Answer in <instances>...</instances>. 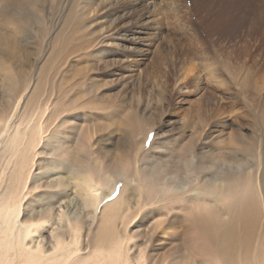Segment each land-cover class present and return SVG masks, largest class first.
Segmentation results:
<instances>
[{
	"label": "rangeland",
	"instance_id": "1",
	"mask_svg": "<svg viewBox=\"0 0 264 264\" xmlns=\"http://www.w3.org/2000/svg\"><path fill=\"white\" fill-rule=\"evenodd\" d=\"M204 1L0 0V125L13 115L8 129L33 125L35 142L6 145L0 195L24 194L23 219L51 202L76 218L88 185L108 192L115 171L130 176L80 237L83 260L117 242L133 262L145 248L149 264H226L227 250L235 264H264V0H253L254 34ZM192 140L212 157L194 186L182 154ZM136 195L125 216L122 198ZM56 208L35 236L46 247ZM205 223L233 224L235 247Z\"/></svg>",
	"mask_w": 264,
	"mask_h": 264
},
{
	"label": "bare ground",
	"instance_id": "2",
	"mask_svg": "<svg viewBox=\"0 0 264 264\" xmlns=\"http://www.w3.org/2000/svg\"><path fill=\"white\" fill-rule=\"evenodd\" d=\"M207 1L208 2L204 1V3L215 6L217 12L220 13L219 10L221 11L223 10L224 13H227V14L232 15V13H234L233 14L234 17H237V18L239 17L242 19V20L240 19V22L243 21L241 23L242 25H246V23H248L250 32H252L253 34L256 33V30L260 29L263 25L262 23L263 14L262 12L257 11V5H256L257 3L255 1L253 2V0H249L248 4H247V0H219V3L216 2L215 4L210 2L209 0ZM233 9H236L238 12L236 11L235 13ZM247 20H249V22H247ZM241 29H244V28H241ZM224 33L226 32L220 31V34H224ZM120 35H123V34H120ZM127 36L124 35L123 38L126 37V40H127L128 38ZM48 110H50L49 107L44 112V115L47 114L48 116ZM10 117L11 118L9 120L7 119L8 122L4 124V127L0 125V161L2 160L3 154L5 155L4 150H5L6 145L7 146L9 145L8 146L9 148H11V146L15 147L20 138L22 139L21 142L23 143L25 140L28 141V137H25V136L32 134L30 130L33 125H30V124H29L30 126L28 127L25 126L23 129L21 127H17L14 132L12 131L14 130L15 127L13 128L12 131L11 129H8L10 122L12 121L11 119L13 118V115ZM43 119L44 121L37 123V126H36V129L38 128L37 129L38 133L36 134L39 135L40 139L43 138L42 134L45 132L44 129L46 126L44 122L45 120H49V119H46V116ZM28 142H29L28 143L29 145H35L34 141H28ZM192 145L193 146L191 148L189 147V145L183 144L182 154H184V156L187 155V157H185L186 161L184 162L185 164L184 168L186 169L188 173H191V176L189 177L186 176V177H188V179L192 181L190 182V184L194 186V185L199 184L198 182L199 175L196 173V164L202 162L203 159L211 160L212 157L209 153L202 154V157H199L195 150L197 143L194 140H192ZM162 168L163 167H161V169ZM3 169L4 168H2V170ZM161 169L160 171L166 174V172H164V169L162 170ZM3 176L4 175H1L0 185L4 181ZM118 176H123L125 178L130 177L127 172L115 171L114 179L112 180V182H109L110 192L109 191L107 192L104 189V185L102 183L95 182V183L88 185V187L86 188V194L84 195L82 199V204L84 205L86 211L83 214H81V216H78L76 218H70V215H67V212L61 207V205L63 206L62 203L61 205L59 204L58 208H56L54 204L51 202L50 205L45 207L44 211L38 213L39 218L36 217L37 220L36 218H34L35 220L34 219L29 220L28 218L23 219L22 215H24L23 214L24 213L23 211L24 210L23 209V201H24L23 195L24 194L18 195L12 201L10 200L7 201L5 200L4 198L5 196L3 194L0 195V264H78L79 262L77 261L80 260L81 258L82 260L80 264H88V262L90 264H149L148 261L146 260L145 248L139 249L137 261L133 262L132 260L124 257V254L122 252L123 245L117 242L111 245V247L107 249H103L104 247H101V246L96 247L93 251H97V252H95V254L90 259L83 260L85 257H83L81 253L83 248L80 245L81 244L80 237L83 235L84 231H86L87 228L88 230L91 229V227L94 225L96 221L97 215L101 214L102 210H103V215H104L106 213L105 212L106 209L112 205L111 203H108V205L106 206L104 204L106 203L107 197L109 196L111 191L116 187L118 183ZM169 178H174V177L173 175H171L169 176ZM177 186L178 185H176L175 187ZM183 188L185 189L184 186ZM164 193L165 192H163V194ZM123 201L125 202L128 201L127 205L125 206L123 210V214L127 216L130 213H132L133 210L135 209L133 205H137L138 195H136L134 203L131 202L129 198H122V203ZM55 208L58 210L57 212L58 220L57 222H55L56 225L51 231V233L49 232L50 240H49L48 246L50 247H46L42 241L36 240L35 236L38 233H40L39 228L43 227L46 224V222H44L43 220V217L52 215V212H54ZM249 216H250V210H248L246 207L242 211V213L239 215L238 220H240L241 222H244V226H245L248 223ZM231 222H236V220H233ZM205 232L208 237H211L215 241L216 239H221L224 242V239L226 238L227 239L226 244L224 243V247L226 250L227 248L229 249L234 248L238 241L239 236L241 235L240 231L236 230L233 224H224L222 226L213 227L212 224L209 225L205 223ZM244 233H246V230H244ZM43 237L45 238V236ZM93 251H90L88 254H91ZM226 253H227V256L225 258L226 264H235L236 262L233 259V255L231 254V252L229 253V251L227 250Z\"/></svg>",
	"mask_w": 264,
	"mask_h": 264
}]
</instances>
